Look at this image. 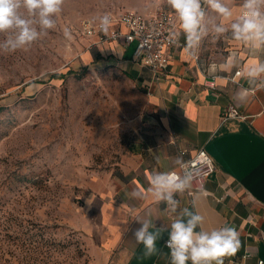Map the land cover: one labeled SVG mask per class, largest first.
I'll list each match as a JSON object with an SVG mask.
<instances>
[{
    "label": "rangeland",
    "instance_id": "1",
    "mask_svg": "<svg viewBox=\"0 0 264 264\" xmlns=\"http://www.w3.org/2000/svg\"><path fill=\"white\" fill-rule=\"evenodd\" d=\"M122 7L168 9L165 0H64L54 30L26 50L0 51V264H96L85 203L161 123L120 68L82 60L94 48L81 21Z\"/></svg>",
    "mask_w": 264,
    "mask_h": 264
},
{
    "label": "crops",
    "instance_id": "2",
    "mask_svg": "<svg viewBox=\"0 0 264 264\" xmlns=\"http://www.w3.org/2000/svg\"><path fill=\"white\" fill-rule=\"evenodd\" d=\"M226 2L238 9L241 0ZM127 8L135 9L122 7L102 15L118 14ZM99 17L85 19L97 22ZM213 19L219 22V17L209 11L206 20L210 24ZM84 41L88 45L94 39ZM180 41L185 44L183 36ZM133 48L121 42L82 54V60L96 68H120L143 89L161 115L155 132L146 133L131 144L129 155L111 175L105 192L95 195L91 205L87 204L89 198L85 203L81 228L93 242L96 264H168L169 249L165 242L170 229L156 242L162 254L152 257L144 255L143 245L136 243L134 232L141 227L137 218H151L157 228L169 226L174 218L164 203L154 200L148 188L154 170L178 168L174 163L176 157H181L177 147L187 149L185 158L204 148L217 167L206 182L208 196L196 193L188 198L182 194L179 208L187 207L201 214L206 231L225 225L236 229L239 249L234 255L223 257L224 264L264 261V89L246 91L249 85L243 76L232 81L236 68L214 75L208 71L210 65L223 63L234 52L243 69L264 60V51L252 53L238 42L217 40L210 33L194 54L199 60L182 47L171 49L169 75L157 82L151 71L134 59ZM240 95L243 100L238 98ZM231 105L239 109L243 118L223 120L225 110ZM133 190L142 191L143 198H132ZM248 254L252 256L246 258Z\"/></svg>",
    "mask_w": 264,
    "mask_h": 264
},
{
    "label": "clouds",
    "instance_id": "3",
    "mask_svg": "<svg viewBox=\"0 0 264 264\" xmlns=\"http://www.w3.org/2000/svg\"><path fill=\"white\" fill-rule=\"evenodd\" d=\"M172 17L169 40L179 44L180 37L185 40L184 47L196 54L202 41L210 33L215 39L235 41L246 46L250 52L264 51V0H241L238 9L229 6L226 0H165ZM64 0H0V51L14 53L26 50L34 42L54 30L63 10ZM209 11L219 17L210 24L206 20ZM99 28L105 34L112 25L110 13L98 18ZM64 36L71 40L68 27ZM237 69V75L243 76L249 88L246 91L264 89V60H257L241 69L239 57L234 52L223 63L209 66V74L231 72ZM239 99L244 97L240 95ZM158 159V158H157ZM175 165L182 169L177 171L154 170L150 175L148 192L157 203H164L174 214L167 227L157 228L154 220L139 219L141 227L134 232L137 244H142L146 257L159 256L157 240L162 233L168 232L165 246L168 264H224L223 257L234 255L240 246L239 234L232 226L225 225L218 229L206 231L202 225L204 217L187 207L180 209L176 194H182L191 187L192 174L181 157H176ZM132 198L142 199L140 190L130 193ZM95 195L89 198L91 205ZM179 209V211H178ZM81 210V209H80ZM82 211V210H81ZM199 229V230H197Z\"/></svg>",
    "mask_w": 264,
    "mask_h": 264
},
{
    "label": "built area",
    "instance_id": "4",
    "mask_svg": "<svg viewBox=\"0 0 264 264\" xmlns=\"http://www.w3.org/2000/svg\"><path fill=\"white\" fill-rule=\"evenodd\" d=\"M110 14L112 25L107 34L100 30L98 21L94 22L88 19L81 21L82 38L94 39L93 42L88 44V49L121 42H124L126 46L133 45L134 59L151 71L155 81L160 82L167 78L171 64V49L177 46L186 49L181 41H179V44H173L169 40L172 23L170 11L157 9L156 11L141 13L138 10L127 8L121 13ZM187 51L195 60H199L197 55L192 54L189 50ZM237 76L236 72L231 80L235 81ZM230 118H243L239 109L234 105L229 106L223 114V120ZM173 144H177L175 139H173ZM177 152L184 158L182 161L192 174L191 187L182 194L188 198H193L196 193L208 196L205 189L206 182L217 171L212 157L204 148L188 158H185L188 155L187 149L177 147ZM172 171L182 173L183 170L177 168ZM182 194H176L175 198L180 201V195ZM166 210L168 213H172L167 206ZM251 256V254H248L245 257L249 258ZM257 264H264V261L259 260Z\"/></svg>",
    "mask_w": 264,
    "mask_h": 264
},
{
    "label": "trees",
    "instance_id": "5",
    "mask_svg": "<svg viewBox=\"0 0 264 264\" xmlns=\"http://www.w3.org/2000/svg\"><path fill=\"white\" fill-rule=\"evenodd\" d=\"M85 72H86V69H83V71L80 72V73H77V72H74V71H71V70H70V71L67 72L66 74L55 75L53 78H56V79H66L68 76L73 75V74H74L77 78H82V77L84 76Z\"/></svg>",
    "mask_w": 264,
    "mask_h": 264
}]
</instances>
